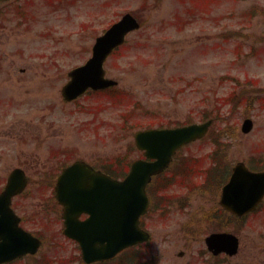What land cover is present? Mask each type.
Listing matches in <instances>:
<instances>
[{"label": "rangeland", "instance_id": "rangeland-1", "mask_svg": "<svg viewBox=\"0 0 264 264\" xmlns=\"http://www.w3.org/2000/svg\"><path fill=\"white\" fill-rule=\"evenodd\" d=\"M20 5L21 19L12 15ZM5 8L9 17L0 20V189L16 167L29 176L17 203L25 227L44 242L35 258L78 264L76 245L61 235L52 192L61 167L73 159L102 165L121 158L134 147V134L150 125L178 127L213 118L223 166L231 169L237 161L264 165V0H22ZM126 13L140 28L104 64L107 77L118 83L113 91L118 99L112 106L108 98L96 96L65 105L60 87L67 73L90 57L95 38ZM245 118L254 126L243 135ZM214 149L212 139L190 143L166 177L181 165L206 168V156ZM128 157L139 153L133 150ZM196 180L194 174L182 189H160L166 194L158 202L167 209L143 218L152 241L134 250L135 256L146 253L153 264H264L263 209L241 222L236 258L223 261L207 253L203 239L213 228L198 231V223L204 213L215 211L218 196L216 189H202L197 182L188 189Z\"/></svg>", "mask_w": 264, "mask_h": 264}, {"label": "water", "instance_id": "water-1", "mask_svg": "<svg viewBox=\"0 0 264 264\" xmlns=\"http://www.w3.org/2000/svg\"><path fill=\"white\" fill-rule=\"evenodd\" d=\"M138 28L137 20L127 14L100 36L90 60L69 73L71 79L63 87V98L70 101L89 88L102 90L113 87L116 82L105 79L103 62L114 48L122 45L129 33ZM210 126L211 121H207L175 129L137 132L134 137L136 148L144 152L147 161L134 162L123 181H114L82 162H74V165L63 169L57 181L55 196L64 209V235L79 242L83 259L87 263L110 259L124 248L151 239L149 234L140 229L139 224L140 216L145 214L149 206L145 191L147 185L153 176L169 166L172 156L181 146L204 137ZM252 127L253 123L246 119L241 132L248 133ZM25 183L21 171L11 174L5 192L0 195V229L3 223L12 221L11 210L8 208L11 196L21 192ZM223 188L221 205L238 215L244 214L254 209L263 198L264 171L252 173L242 163H238L230 181ZM81 213L90 216L85 221H79L78 215ZM227 238L230 237L217 235L210 238L209 242ZM15 240L6 242L4 246L0 244V253L4 249L19 255L27 250L35 252L39 246L37 239L29 240L26 237V244ZM228 241L226 247L219 248H228L234 252L237 242L233 237Z\"/></svg>", "mask_w": 264, "mask_h": 264}, {"label": "flooded vegetation", "instance_id": "flooded-vegetation-1", "mask_svg": "<svg viewBox=\"0 0 264 264\" xmlns=\"http://www.w3.org/2000/svg\"><path fill=\"white\" fill-rule=\"evenodd\" d=\"M20 1H22V0H12L11 2H1V0H0V20H2V21L6 20L9 17L8 16L9 15L8 14V10L9 9L5 8V6H9V3L13 4V2H17L18 3ZM13 14L20 15V19L23 18V15H22L21 11H14L13 10ZM4 24H3V26H4ZM98 166H100V168L104 167L103 164L102 165H98ZM220 166L223 167L220 170V173H221L223 179L220 181V185L217 186V188H219L220 191H221L222 185L227 180V178H225V176L227 175V173L229 172L230 169L227 166H225V165L223 166V163H221ZM99 170H102V169H99ZM231 170H232V168H231ZM55 179L56 178H54L53 183H52L53 184L52 185V192H53L54 187H55V185H54L55 184ZM20 196L21 195H15L14 197H12L13 199L11 201L10 208H12L18 214L17 217L19 219V224H18L19 228L24 229L25 231H28V232L31 233V231L25 227V221H26L25 218L18 213V210L21 211L20 204L17 203V200H18V198H20ZM213 209L215 211L209 212V213H204L202 215V218L200 219V222L198 223V231H204L209 226H211L213 228L209 232L205 231L203 242H204V247H205L206 250L208 249V246H207V244L205 242V239L209 235L229 233V234H231L233 236H236L237 239H238V236H237V231L238 230L236 229V225L239 223L240 219L238 217L232 215L228 211H224L223 209H221L217 201H216V206ZM59 214H61L60 206H59ZM247 216H251V214L247 215ZM59 217H60V215H59ZM86 217L87 216L82 215L81 219L83 220ZM246 218L247 217L242 218L241 220L245 221ZM61 220H62V218L60 217V223H61V226H62V221ZM32 234L35 235L36 237H38L39 239H41L42 242H43V239L41 238V236L37 232H34ZM76 248H77V251H78V254H77L78 256H73V259L75 261H78V264H86L84 262V260L82 259L81 249L79 248L78 245H76ZM128 251L129 250H126L124 252H128ZM39 252L36 253L35 255L39 254ZM238 252L235 253L234 256H229V255L226 256L224 253H221V254H218L217 256H214L211 253H209L208 250H207V253H209L213 259L222 258L223 261H226L228 259L236 258L237 255H238ZM52 260H54V262L56 263L55 258H53ZM64 260L65 259H59V262H62ZM113 260L114 259H112L110 261H100L98 263H91V264H111V262H113ZM24 261H25V264H50V262H51V260H49L48 258L38 259V258H35V256H33V255L32 256L31 255H24V257H21L19 259H14V260H11V261H7V262H4L3 264H20V263H22ZM213 261H217V260H213ZM143 262L142 263H138V264H143ZM122 264H135V262H131L130 258L126 254L124 256V258H122Z\"/></svg>", "mask_w": 264, "mask_h": 264}, {"label": "trees", "instance_id": "trees-1", "mask_svg": "<svg viewBox=\"0 0 264 264\" xmlns=\"http://www.w3.org/2000/svg\"><path fill=\"white\" fill-rule=\"evenodd\" d=\"M159 125H162V123H160ZM215 136H216V138H215ZM211 139H212V141L214 142V144L215 145H217V144H219V135L218 134H215V133H211ZM122 167L123 168H126V164L125 163H123L122 164ZM189 170L188 171H190V170H192L193 168H191L190 166H189ZM175 174H178V172L177 173H175ZM173 179H174V182L175 183H177V184H179V185H182V181L184 180V179H182L181 178V174L179 175V176H175V177H173ZM165 186H166V183H165ZM160 188H162V186H160ZM160 188L158 189V190H160ZM163 203H164V201H163ZM162 203V204H163Z\"/></svg>", "mask_w": 264, "mask_h": 264}]
</instances>
